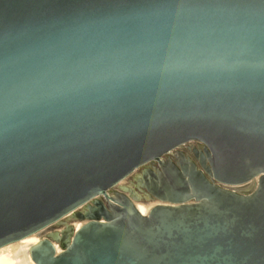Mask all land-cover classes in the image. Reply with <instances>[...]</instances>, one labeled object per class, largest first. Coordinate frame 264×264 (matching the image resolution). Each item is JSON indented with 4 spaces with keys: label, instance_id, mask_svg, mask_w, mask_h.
Returning a JSON list of instances; mask_svg holds the SVG:
<instances>
[{
    "label": "water",
    "instance_id": "1",
    "mask_svg": "<svg viewBox=\"0 0 264 264\" xmlns=\"http://www.w3.org/2000/svg\"><path fill=\"white\" fill-rule=\"evenodd\" d=\"M33 236V264H264V0H0V250Z\"/></svg>",
    "mask_w": 264,
    "mask_h": 264
},
{
    "label": "flooded vegetation",
    "instance_id": "2",
    "mask_svg": "<svg viewBox=\"0 0 264 264\" xmlns=\"http://www.w3.org/2000/svg\"><path fill=\"white\" fill-rule=\"evenodd\" d=\"M205 149L206 147L198 142H190L187 143L175 150H173L171 153L165 155L162 159H161V164H167L169 161H172L175 164L181 165L184 164V159H188L189 157L194 160L196 162V164L199 167V163L196 160V155H202L205 156ZM160 163L159 162H154L152 164L147 165L146 167L138 170L133 176H131L130 178H128L126 180V183L122 184L123 187H129L132 183H137L136 182V178L138 176L143 177L145 175V173L149 172H154L156 170H159L160 168ZM121 190H119V188H115L112 190V193H120ZM128 197H131L132 201H134V203L136 204L137 202H144L146 204H153V205H157L160 204L161 202H159L157 199L154 200H143L141 199V195H130V194H126ZM55 227V226H54ZM54 227H51L50 229L44 231L43 233H46L47 231H51L54 229ZM54 232V231H53ZM51 233V232H50Z\"/></svg>",
    "mask_w": 264,
    "mask_h": 264
},
{
    "label": "bare ground",
    "instance_id": "3",
    "mask_svg": "<svg viewBox=\"0 0 264 264\" xmlns=\"http://www.w3.org/2000/svg\"><path fill=\"white\" fill-rule=\"evenodd\" d=\"M37 238H26L0 250V264H33L30 250L38 244Z\"/></svg>",
    "mask_w": 264,
    "mask_h": 264
},
{
    "label": "rangeland",
    "instance_id": "4",
    "mask_svg": "<svg viewBox=\"0 0 264 264\" xmlns=\"http://www.w3.org/2000/svg\"><path fill=\"white\" fill-rule=\"evenodd\" d=\"M32 238V237H31ZM33 238H37L38 239V241H40V238H39V236H33ZM12 245H14V244H12ZM7 247H9V246H7ZM6 248V247H5Z\"/></svg>",
    "mask_w": 264,
    "mask_h": 264
}]
</instances>
